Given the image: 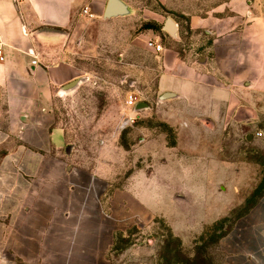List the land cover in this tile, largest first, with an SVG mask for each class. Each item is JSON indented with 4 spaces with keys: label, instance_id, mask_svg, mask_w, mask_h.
I'll return each mask as SVG.
<instances>
[{
    "label": "rangeland",
    "instance_id": "obj_1",
    "mask_svg": "<svg viewBox=\"0 0 264 264\" xmlns=\"http://www.w3.org/2000/svg\"><path fill=\"white\" fill-rule=\"evenodd\" d=\"M132 1L163 14L160 25L152 24L156 35L167 17L180 25L182 41L157 39L165 48L188 60L208 58L216 73L222 70V32L210 38L203 31H189L188 16H204L226 0H181L182 9L176 12H168L158 0ZM258 3L255 11L261 17L264 0ZM232 17L234 22L240 21ZM249 18L246 22L254 21ZM214 38V51L193 54L192 49L210 45ZM243 47L245 51L247 44ZM133 55L128 61L136 69H142L145 62L143 69L151 71L149 78L126 77L115 63L92 66L91 77L71 90L58 92L51 105L34 111L35 125L24 132L18 159L9 156L11 145L0 151L2 167L16 166L22 171L50 168L56 190L69 191L70 196L69 202L67 198L64 206L50 208L48 214L40 215L38 206L27 212L19 204L10 216H0V264H225L219 244L222 236L264 195V141L250 143L231 136L236 140L214 143L215 155L235 162L246 175L236 181L234 195L230 189L229 199L209 201L204 197L191 202L190 192L184 188L190 185L191 175L181 173L180 168L196 162L191 153L177 151V155L189 156L178 160L169 153L171 158H163L169 168L159 171V148L180 145L176 128L170 125L177 112L161 108L156 94L160 60L152 54ZM109 59L120 61L119 55ZM215 77L216 84L223 83L220 75ZM131 100L141 104L142 110L129 106ZM261 104L258 107L263 110L264 100ZM2 114L0 111V124L6 126H0L8 130L9 124L4 122L10 121V113H4L5 119ZM177 121L178 125L188 123L187 119ZM55 130L62 137L52 145L48 140ZM12 177L18 179L17 188L22 183L24 189L32 190L52 184L45 174L19 172ZM232 180H236L234 176ZM38 217L47 223L35 222Z\"/></svg>",
    "mask_w": 264,
    "mask_h": 264
},
{
    "label": "crops",
    "instance_id": "obj_2",
    "mask_svg": "<svg viewBox=\"0 0 264 264\" xmlns=\"http://www.w3.org/2000/svg\"><path fill=\"white\" fill-rule=\"evenodd\" d=\"M120 1L127 6L128 13L106 19L104 14L109 0H0L3 56L0 61V111L3 119L4 113H10V121L4 122L9 124V129H3L6 125L0 124L3 126H0V151L6 144L11 145L9 156L18 159L17 151H22L24 132L35 125L34 111L39 106L43 109L51 105L54 96L74 82L80 85L91 77L92 66L99 68L115 63L124 69L126 77L144 79L151 75L149 69H143L145 62L142 69H136L128 57L136 53L152 54L159 58L162 69L156 82L159 106L177 112L169 123L176 128L180 142L177 146L166 144L164 149L159 148V171L163 173L169 168L163 163L164 157H172L169 153H174L177 160L189 157L177 155V151L191 153L190 157L196 162L180 167L184 170L181 173L191 175L190 185L184 187L190 192V201L204 197L209 201L225 196L229 199L230 189L234 195L238 189L236 181L246 175L245 170L235 162L217 157L214 143L236 140L231 136L243 137L250 143L264 141V109L258 107L264 100V16L260 17L255 11L259 0H226L204 16H188L189 31H203L210 38L222 32V70L217 73L208 58L188 60L157 41L162 37L175 43L182 41L179 24L178 39L165 32L167 18L156 35L152 24L162 23V13L132 0ZM158 3L168 12L182 9L181 0H158ZM233 15L240 20L238 23L232 20ZM248 17L254 21L246 22ZM155 38L163 47L161 53L147 45ZM243 44H247L245 51ZM192 46L196 47L194 43ZM215 46L214 38L212 44L198 46L201 48L192 49V52L214 51ZM118 55L120 61L109 59ZM216 74L222 77L223 83L214 82ZM165 94L171 95L170 98L161 100ZM137 106L136 102L135 109ZM177 118L187 119L188 123L178 125ZM57 132L49 135L52 145L62 137ZM183 141L187 146L181 143ZM204 144L206 146L202 147ZM201 152L204 154L200 155ZM20 156L21 160L23 155ZM199 159L210 161L205 163ZM2 163L0 161V216H10L12 208L19 204L27 207V212L38 206L39 214L43 215L48 214L50 208L64 206L67 198L69 202V191L67 195L64 190H56L54 178H51L54 172L50 168L38 166L22 171L16 166L2 167ZM19 172L21 175L45 174L47 182L51 179L52 184L32 190L24 189L22 183L17 188L18 179L12 176ZM232 176L236 180H232ZM35 222L47 223L40 217ZM92 235H95L93 231ZM219 244L225 264H264V195L222 236Z\"/></svg>",
    "mask_w": 264,
    "mask_h": 264
},
{
    "label": "water",
    "instance_id": "obj_3",
    "mask_svg": "<svg viewBox=\"0 0 264 264\" xmlns=\"http://www.w3.org/2000/svg\"><path fill=\"white\" fill-rule=\"evenodd\" d=\"M128 13L127 6L120 1V0H109V3L106 8V12L104 14V17L106 19H110L112 17L116 16H124ZM164 30L167 32L172 38L178 39V33H179V26L178 23L171 17H167L165 24H164ZM77 86V83L74 82L70 86H68L65 91L71 90ZM171 95L165 94L161 97V100H165L166 98H170ZM136 110H142V105H138Z\"/></svg>",
    "mask_w": 264,
    "mask_h": 264
},
{
    "label": "built area",
    "instance_id": "obj_4",
    "mask_svg": "<svg viewBox=\"0 0 264 264\" xmlns=\"http://www.w3.org/2000/svg\"><path fill=\"white\" fill-rule=\"evenodd\" d=\"M87 11H85L86 13ZM92 16V15H91ZM148 47L151 49H154L156 51V53H161L163 51V47L158 44L155 41H149L147 43ZM3 60V56H2V49H0V61ZM33 64H36V62H33ZM128 105L131 106L132 108L135 107V103L133 100H131L130 102H128ZM258 136H260V134H258Z\"/></svg>",
    "mask_w": 264,
    "mask_h": 264
}]
</instances>
